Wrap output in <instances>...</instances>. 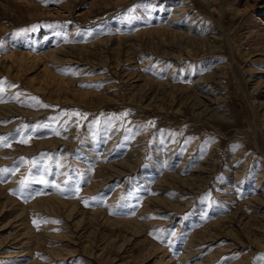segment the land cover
<instances>
[{"label": "rangeland", "instance_id": "374dc122", "mask_svg": "<svg viewBox=\"0 0 264 264\" xmlns=\"http://www.w3.org/2000/svg\"><path fill=\"white\" fill-rule=\"evenodd\" d=\"M263 23L0 0V264H264Z\"/></svg>", "mask_w": 264, "mask_h": 264}, {"label": "snow or ice", "instance_id": "6c2138e0", "mask_svg": "<svg viewBox=\"0 0 264 264\" xmlns=\"http://www.w3.org/2000/svg\"><path fill=\"white\" fill-rule=\"evenodd\" d=\"M0 91H3V89L0 88ZM33 99H35V98H33ZM37 103H39V101H37ZM63 115H76V116H79L80 114L79 113H63ZM28 139H30V137ZM19 142L20 143H27V139H21ZM3 146H7V143L6 142H0V147H3ZM3 171L6 172L7 169H5ZM41 182H43V181H41ZM21 183L23 184V181Z\"/></svg>", "mask_w": 264, "mask_h": 264}, {"label": "bare ground", "instance_id": "6f19581e", "mask_svg": "<svg viewBox=\"0 0 264 264\" xmlns=\"http://www.w3.org/2000/svg\"><path fill=\"white\" fill-rule=\"evenodd\" d=\"M264 24V23H263Z\"/></svg>", "mask_w": 264, "mask_h": 264}]
</instances>
